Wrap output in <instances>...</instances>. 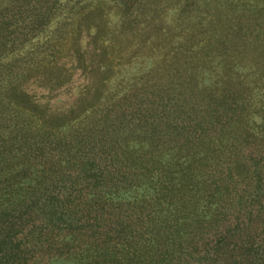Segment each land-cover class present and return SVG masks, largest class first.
<instances>
[{"label":"trees","instance_id":"16d2710c","mask_svg":"<svg viewBox=\"0 0 264 264\" xmlns=\"http://www.w3.org/2000/svg\"><path fill=\"white\" fill-rule=\"evenodd\" d=\"M134 1L118 2L125 27L150 9L148 20L161 24L165 3ZM170 45V94L126 91L46 130L32 118L20 141L44 130L61 143L64 162L16 163L0 142V264H26V247L12 235L32 220L33 201L36 228L54 233L64 221L71 230L60 249L75 241L74 253L61 264H264V0H170ZM90 87H79L76 104ZM15 88L0 84L12 99ZM14 103L0 92L1 111ZM107 157L110 166L98 161ZM136 179L150 191L140 199L97 188L69 198L79 183L125 191ZM48 184L61 188L63 203L55 206ZM86 216L91 223L78 225ZM42 238L37 230L35 241Z\"/></svg>","mask_w":264,"mask_h":264},{"label":"rangeland","instance_id":"374dc122","mask_svg":"<svg viewBox=\"0 0 264 264\" xmlns=\"http://www.w3.org/2000/svg\"><path fill=\"white\" fill-rule=\"evenodd\" d=\"M142 1L146 8H152L158 2ZM118 2L120 0H0V84L14 82L19 92L12 99L8 92L0 89L4 100L15 102L10 111L0 110V142L8 147L6 152L16 163L29 160L40 169L42 166L54 167L55 160L64 162L66 155L61 151V143L54 140L51 143V136H45V127H55L74 119L85 105L91 108L97 105V101L111 104L126 91L131 95H146L166 88L170 94V80H167L173 46L170 45V0H159L167 5L159 14V28L148 20L151 9L129 19L131 23L125 27ZM121 26L124 27L121 29ZM99 69H102L101 73ZM87 84L92 87L88 95H83L86 96L83 99L85 103L79 101L76 104L77 90ZM73 101L74 108L68 111ZM251 111L257 120L260 112L256 109ZM50 115H56V118H48ZM32 118L37 122L45 120L44 130H36V136L30 139L32 143L20 141L29 134L25 133L33 126ZM2 135L6 136L5 141ZM133 139L131 137L130 141ZM74 142L76 140L72 139L70 143ZM91 156L87 157L91 159ZM109 160L108 157L98 159L110 166ZM131 185L123 191L108 189L105 184L93 187L91 182L87 185L79 183L78 190L74 187L69 191V198L80 200L88 195L89 190L93 191L92 188L100 189L105 193L104 197L116 191L113 193L116 197L112 199H140V195L150 193L144 188L142 179L132 181ZM48 190L55 206L57 202L63 203L58 185ZM36 204L31 202V208L27 210L32 220L23 218L21 229L12 236L26 247V264H52V258H57L56 262L61 264L74 253L76 242L72 241L71 248L60 249L62 243L59 239L71 232L64 221L55 225L54 233L48 231L47 225L36 228L33 224H37L36 220L40 218L32 210ZM87 218L85 221L78 219L77 224L88 225L92 220ZM32 226H35V231H31ZM41 229L46 239L44 237L37 242L36 231Z\"/></svg>","mask_w":264,"mask_h":264}]
</instances>
